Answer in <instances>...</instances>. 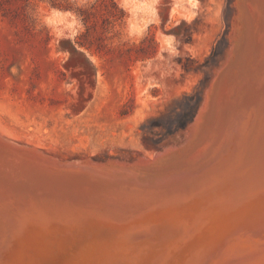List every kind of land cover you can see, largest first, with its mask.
<instances>
[{"label":"bare ground","instance_id":"6f19581e","mask_svg":"<svg viewBox=\"0 0 264 264\" xmlns=\"http://www.w3.org/2000/svg\"><path fill=\"white\" fill-rule=\"evenodd\" d=\"M237 1L247 25L184 147L110 170L0 134V264H264V0ZM146 228L162 241H134Z\"/></svg>","mask_w":264,"mask_h":264},{"label":"rangeland","instance_id":"374dc122","mask_svg":"<svg viewBox=\"0 0 264 264\" xmlns=\"http://www.w3.org/2000/svg\"><path fill=\"white\" fill-rule=\"evenodd\" d=\"M214 1L0 0V134L103 166L184 147L247 25Z\"/></svg>","mask_w":264,"mask_h":264},{"label":"water","instance_id":"95a60500","mask_svg":"<svg viewBox=\"0 0 264 264\" xmlns=\"http://www.w3.org/2000/svg\"><path fill=\"white\" fill-rule=\"evenodd\" d=\"M170 149V148H169ZM169 149H162V150H160V151H158V153H156L155 154V156L153 157V159H157V157L158 156H160V155H162L163 153H165L167 150H169ZM150 161L149 159H146V158H142L141 160H139V161ZM92 161V160H91ZM94 163H96V164H98L97 162H95V161H93ZM93 167H95V166H93ZM98 167V166H97ZM102 167V166H101ZM105 167H109V169L110 170H118V169H121L120 167H123V168H130V166H120V167H118V166H105ZM148 167H153V166H148ZM117 168V169H116ZM131 168H133V167H131ZM145 168H147V167H145ZM124 170H127V169H124ZM131 170H133V169H131ZM33 200V199H32ZM150 227L152 228V227H155V228H158V227H160V223H155V224H153V223H151V225H150ZM149 227V228H150ZM149 228H146V229H143V230H141V233L140 234H138V235H134V241H136V242H139V241H146L148 244L149 243H156V242H158V241H162V237L161 236H159V237H157V235L155 236V237H149L150 239H148L147 237H146V235H147V231H148V229ZM169 244V243H168ZM164 244V245H162L160 248L162 249V250H165L166 248H169V247H171V245L169 244ZM74 247V246H73ZM72 247V248H73ZM71 248V249H72ZM63 253L64 254H68V251H66V250H63ZM69 256H72V253H70V254H68ZM63 259H65V258H63ZM153 260H156V259H153Z\"/></svg>","mask_w":264,"mask_h":264},{"label":"trees","instance_id":"16d2710c","mask_svg":"<svg viewBox=\"0 0 264 264\" xmlns=\"http://www.w3.org/2000/svg\"><path fill=\"white\" fill-rule=\"evenodd\" d=\"M112 5L115 8H118V5L115 2H113V0H112ZM61 8L66 9V10L69 9L68 7H65V6H61ZM79 13H80L79 15L83 18V20L85 22L88 21L89 18L86 16V10L79 9ZM124 16H125V12L122 9H120V15L119 16H114V17H116V20H121V19H123ZM72 48H73V51L77 52V49L75 47H72ZM185 123L186 122L181 121L180 122V127H184Z\"/></svg>","mask_w":264,"mask_h":264}]
</instances>
